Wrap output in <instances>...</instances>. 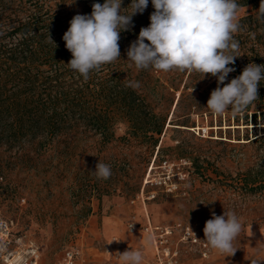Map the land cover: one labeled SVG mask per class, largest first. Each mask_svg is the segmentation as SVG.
Returning <instances> with one entry per match:
<instances>
[{"label":"rangeland","instance_id":"1","mask_svg":"<svg viewBox=\"0 0 264 264\" xmlns=\"http://www.w3.org/2000/svg\"><path fill=\"white\" fill-rule=\"evenodd\" d=\"M127 2L128 7L131 0ZM260 3L241 6L238 17L255 13ZM127 7L126 12H130ZM153 11L149 0L145 11L133 17L140 16L137 23L147 27ZM153 74L158 82L153 92L147 93V100L169 120L157 157H185L192 163L186 195H160L146 201L151 221L161 225L189 223L203 238L205 222L213 212L222 215L224 210L234 211L243 224L233 242L237 249L234 255L225 257L212 249L208 258H202L181 247L175 264H264V242H249L246 236L249 226L264 231V140L246 143L244 139L264 134V123L258 121L256 128L253 124L244 128V124L228 126L224 121L219 126L213 119L211 127L207 119L192 114L187 125L193 127L171 124L175 123H170L171 112L181 86L177 91L165 88L166 73L154 70ZM124 129L118 124L115 137L100 149L95 144L97 136H81L71 149L56 142L38 155L27 153L16 158L14 152L3 154L9 158L0 182L3 186L9 182L11 191L0 192V216L13 219L14 230L39 246L43 264H54L71 245L82 250L79 264H104L108 252L135 248L144 256L141 264L155 263L149 238L141 232L129 234L125 223L132 215L142 219L140 205L129 200L139 190L156 147L142 137L126 136ZM195 156L203 166L201 175L194 169ZM98 161L110 165L108 179H98L94 174ZM113 236L117 243L112 242Z\"/></svg>","mask_w":264,"mask_h":264},{"label":"trees","instance_id":"2","mask_svg":"<svg viewBox=\"0 0 264 264\" xmlns=\"http://www.w3.org/2000/svg\"><path fill=\"white\" fill-rule=\"evenodd\" d=\"M258 1L236 0L240 6L252 3L254 7ZM97 2L103 4L104 0H0V177L8 162L9 156H3L7 152H14L16 158L27 153L38 155L56 142L71 149L81 136H97L95 144L100 149L115 137L118 124L125 126L126 136L149 140L158 146L159 153L168 129V115L155 111L147 100L158 77L154 69H136L127 60V50L143 27L136 21L140 16L133 17L129 31L120 33V59L91 71L87 80L67 64L72 55L62 37L69 22L77 14L90 15L92 4ZM127 3L123 0V12ZM257 15L256 11L239 18V30L233 34L239 44L234 55L239 57L229 65L235 71L225 83L239 76L249 63L264 64V22ZM164 79L168 83L165 88L177 91L181 86L171 112L170 123H175L171 124L193 127L187 125L192 114L207 119L211 127L213 119L219 126L224 121L228 126L244 124V128L250 124L256 128L258 121L264 123V80L258 86L259 99L244 112L215 116L206 108L217 87L215 77L203 79L197 72L170 71ZM135 83L139 86H130ZM244 139L246 143L264 140V134ZM198 156L193 158V165L201 175L203 166ZM28 159L32 161L33 157ZM4 185L0 182V192L9 194V182Z\"/></svg>","mask_w":264,"mask_h":264},{"label":"clouds","instance_id":"3","mask_svg":"<svg viewBox=\"0 0 264 264\" xmlns=\"http://www.w3.org/2000/svg\"><path fill=\"white\" fill-rule=\"evenodd\" d=\"M122 2L93 3L90 15L77 14L69 22L62 37L72 55L67 64L85 80L91 71L120 59V33L131 29L133 16L142 14L149 0H131L127 7L130 12L122 11L125 9ZM151 4L154 11L150 14L149 25L140 29L137 39L127 50L130 66L134 64L136 69L152 68L165 73L197 72L203 79L215 77L217 87L206 104L215 116L228 112L236 116L259 99L258 86L264 80V64L249 63L239 76L225 83L235 71L229 65L239 57L234 55L239 44L233 38L239 30L241 7L236 0H151ZM257 13V19L264 22V0ZM49 39L54 43L51 36ZM130 86L138 87L139 84ZM93 172L98 179H108L111 167L98 161ZM242 230V221L234 211L224 210L222 215L213 212L203 228L204 240L225 257L232 256L237 251L233 242ZM117 254L120 264H141L144 259L139 249Z\"/></svg>","mask_w":264,"mask_h":264},{"label":"built area","instance_id":"4","mask_svg":"<svg viewBox=\"0 0 264 264\" xmlns=\"http://www.w3.org/2000/svg\"><path fill=\"white\" fill-rule=\"evenodd\" d=\"M157 152L158 146L150 159L139 191L129 200L130 204L140 205L142 219L137 215L128 218L125 223L126 232H141L149 238L154 264H175L181 247L202 258H208L213 252L212 248L194 226L183 222L171 225L154 224L144 209L146 201L153 200L160 193L165 196L187 194L190 160L185 157L172 160L162 155L158 158ZM112 241L117 243L118 238L113 236ZM41 257L39 246L25 234L14 230V220L0 216V264H43ZM81 257L80 247L71 245L62 251L54 264H79ZM104 264H120L117 252H108Z\"/></svg>","mask_w":264,"mask_h":264},{"label":"crops","instance_id":"5","mask_svg":"<svg viewBox=\"0 0 264 264\" xmlns=\"http://www.w3.org/2000/svg\"><path fill=\"white\" fill-rule=\"evenodd\" d=\"M246 236L249 242H254V243H256L257 241L264 242V231H262L258 227L253 228L249 226L248 228H246Z\"/></svg>","mask_w":264,"mask_h":264},{"label":"bare ground","instance_id":"6","mask_svg":"<svg viewBox=\"0 0 264 264\" xmlns=\"http://www.w3.org/2000/svg\"><path fill=\"white\" fill-rule=\"evenodd\" d=\"M141 209H142V208H141ZM144 209H146V203H145Z\"/></svg>","mask_w":264,"mask_h":264}]
</instances>
